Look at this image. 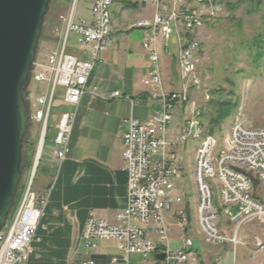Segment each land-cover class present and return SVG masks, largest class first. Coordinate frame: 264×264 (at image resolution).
Segmentation results:
<instances>
[{"label": "built area", "instance_id": "2783aa9c", "mask_svg": "<svg viewBox=\"0 0 264 264\" xmlns=\"http://www.w3.org/2000/svg\"><path fill=\"white\" fill-rule=\"evenodd\" d=\"M117 0H70L63 28L56 32L57 46L48 52L44 62L32 64L30 82L45 84L46 93L30 104L28 94V120L38 126L39 140L34 163L37 168L47 135L51 109L62 90L65 103L77 106L84 95L104 101L121 98L120 92L101 94L97 87H87V81L100 55L110 45L113 23L111 7ZM141 5L154 7L151 20H138L132 28L144 33L141 49L149 64L143 86L150 100L160 107L145 122L124 120L121 136L123 172L126 174V203L115 215V223L89 218L82 232L85 255L97 252V242L113 241L122 264L130 255L153 264H199L193 251V239L187 235L189 208L183 195L178 193L174 180L178 177L182 159V146L189 141H200L195 151L194 183L196 190V225L201 241L206 245L229 244L232 247L246 243L236 238L237 230L257 223L264 226V128L255 127L238 110L223 140V148L215 157V140L207 135L202 121V109L190 100V93L201 91V48L193 34L205 25L218 20L223 0H137ZM87 6L90 19L76 18L78 5ZM79 46L88 47L86 59L80 60L66 53L69 36ZM176 41L172 56L178 72L177 91L165 89L161 67V52H168V42ZM187 106V113L182 112ZM181 124L173 125L175 116ZM73 114H62L53 141L52 158L55 178L66 160ZM34 167V164H33ZM22 192L17 211L10 223L0 231V264H26L33 254L32 243L48 203L50 190L39 196L31 181ZM257 178L259 189L254 190ZM214 182V184H213ZM214 194L224 215L236 214L230 219L234 224L232 237L218 230ZM171 217L172 222L168 221ZM175 227L180 231V247L170 248V234ZM150 232V233H148ZM154 239V240H153ZM264 252V242L255 239L251 258ZM155 256H163L162 261ZM112 259L111 264H116ZM81 264H95L88 259Z\"/></svg>", "mask_w": 264, "mask_h": 264}, {"label": "crops", "instance_id": "0c3cea01", "mask_svg": "<svg viewBox=\"0 0 264 264\" xmlns=\"http://www.w3.org/2000/svg\"><path fill=\"white\" fill-rule=\"evenodd\" d=\"M110 11L113 23L110 45L100 55L101 62L93 67L87 87H97L99 93L106 95L118 91L122 97L104 101L84 95L77 106L65 103L62 96L57 98L68 108L61 115H74L68 153L55 186L51 183L56 175L52 158L54 139L41 163L40 176L33 190L39 196L51 190L32 243L33 254L26 264H81L88 259L95 264H111L112 259H117L116 264H122L113 241L97 242V252L86 256L82 232L89 218L115 223L116 213L126 203L127 178L123 172L121 144L125 129L121 124L127 119L145 122L153 112L158 111L160 104L149 99L142 84L149 67L141 49L144 33L132 28L138 20H151L154 7L151 4L141 5L137 0H117ZM76 46L78 48L69 54L85 60L89 48ZM168 52L162 51L160 55L161 74L165 89L177 91L178 72L173 55ZM178 121L176 115L173 125ZM167 219L172 222L170 216ZM193 219L189 211L190 226ZM190 226L187 235L193 239V251L197 253L199 264H220L218 252L223 251L225 244H204ZM220 233L232 237L234 230ZM180 236V231L173 227L169 245L175 246L174 250L180 247ZM236 238L246 244L236 247L227 244L233 253L239 247L246 248L250 242V264H264V252L251 258L254 240L264 242V226L245 224L237 230ZM126 264H153V260L145 262L139 256L130 255ZM232 264H236L234 259Z\"/></svg>", "mask_w": 264, "mask_h": 264}, {"label": "rangeland", "instance_id": "374dc122", "mask_svg": "<svg viewBox=\"0 0 264 264\" xmlns=\"http://www.w3.org/2000/svg\"><path fill=\"white\" fill-rule=\"evenodd\" d=\"M223 3L224 7L221 17L193 34L200 44L203 60L200 67L202 89L197 93L194 91L190 93V100L202 109L203 127L207 135H209L210 128L209 120L214 116L218 107L228 102L234 104L228 110L222 126L219 129H215L210 135L216 143L213 153L214 157L222 150L223 140L238 110H242L245 117L255 127L264 128V0H223ZM69 7L70 0H50L48 11L44 17L34 63L44 62L46 55L51 51L50 47L53 44L55 45L56 32L63 28L61 18L67 16ZM86 9H88L87 6L78 5L76 18L83 17L85 20H89L90 14ZM77 48L75 38L70 35L66 53L69 54L71 50ZM168 48V53L174 56L176 53L175 37H172L168 42ZM45 93V84L30 82L25 94V103L28 106V94L30 104L33 106L34 99ZM61 94H63V91L58 90L46 128L47 135L42 160L35 169V174L31 181L32 187H34L36 180L40 176L41 163L44 161L47 148L57 134L60 115L68 109L62 104L60 99H57L62 96ZM186 113L187 106L183 109V117H185ZM178 118L177 126L181 124L182 117L178 116ZM38 140V127L28 123L22 145L21 177L7 223L12 221L22 192L30 184ZM199 142L189 141L182 146L181 171L174 180L178 193L183 195L185 205L194 217L190 226L193 233L198 231L195 211L194 155ZM57 180L58 177L55 179L54 176L51 181L53 186H55ZM258 189L257 178H255L254 190L257 191ZM214 204L217 209L218 230L223 233H231L234 230V224L230 222V219L236 214L237 208L233 209L229 216L224 215L218 204L216 194H214ZM196 235L201 240L198 233ZM170 247L172 250L175 249L172 244ZM251 248L249 242L246 248L239 247L233 253V249L225 244L223 251L218 252L220 264H232L233 259L236 264H250V254L248 252Z\"/></svg>", "mask_w": 264, "mask_h": 264}, {"label": "water", "instance_id": "95a60500", "mask_svg": "<svg viewBox=\"0 0 264 264\" xmlns=\"http://www.w3.org/2000/svg\"><path fill=\"white\" fill-rule=\"evenodd\" d=\"M50 0H0V231L12 211L28 128L25 94ZM162 261L163 256H155Z\"/></svg>", "mask_w": 264, "mask_h": 264}, {"label": "trees", "instance_id": "16d2710c", "mask_svg": "<svg viewBox=\"0 0 264 264\" xmlns=\"http://www.w3.org/2000/svg\"><path fill=\"white\" fill-rule=\"evenodd\" d=\"M232 106H234V104H231L230 102H228L225 105H220L218 107L216 113H214V116L209 120V123H210L209 135H211L215 129H219L220 126H222V123L227 117L226 114Z\"/></svg>", "mask_w": 264, "mask_h": 264}, {"label": "bare ground", "instance_id": "6f19581e", "mask_svg": "<svg viewBox=\"0 0 264 264\" xmlns=\"http://www.w3.org/2000/svg\"><path fill=\"white\" fill-rule=\"evenodd\" d=\"M35 167H36V163H34L33 172H34V170H35Z\"/></svg>", "mask_w": 264, "mask_h": 264}]
</instances>
